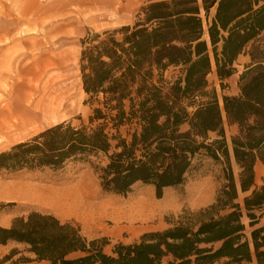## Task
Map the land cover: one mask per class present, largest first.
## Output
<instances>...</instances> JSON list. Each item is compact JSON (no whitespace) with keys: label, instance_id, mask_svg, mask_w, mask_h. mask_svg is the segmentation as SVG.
Here are the masks:
<instances>
[{"label":"trees","instance_id":"trees-1","mask_svg":"<svg viewBox=\"0 0 264 264\" xmlns=\"http://www.w3.org/2000/svg\"><path fill=\"white\" fill-rule=\"evenodd\" d=\"M243 54L251 64L239 93L226 94ZM80 63L84 92L101 106L90 118L98 125L51 127L0 154V171H61L99 158L104 193L126 195L142 184L161 198L211 161L222 166L223 184L212 205L111 253L106 238L89 240L80 226L44 211L0 226V245H23L48 264H264V178L255 182L257 161L264 166V0H146L134 26L85 39ZM170 67L181 68L174 80L162 75ZM213 68L221 100L207 80ZM224 117L237 126L234 162Z\"/></svg>","mask_w":264,"mask_h":264},{"label":"rangeland","instance_id":"rangeland-1","mask_svg":"<svg viewBox=\"0 0 264 264\" xmlns=\"http://www.w3.org/2000/svg\"><path fill=\"white\" fill-rule=\"evenodd\" d=\"M145 4L146 0H0V154L62 123L75 128L98 125V122L91 125L90 118L94 109L101 106L90 102L83 89L82 42L123 26H134ZM250 64L248 55L239 57L235 63L237 73L226 81V94L239 93L240 76ZM180 70L170 67L162 75L166 80H174ZM155 74L158 80V72ZM207 80L211 89L218 90L221 100L224 92L214 68ZM54 89L68 98L65 109L56 114L47 104ZM136 128L135 123L126 125L121 133L126 137ZM211 138L215 139L216 135ZM103 164L98 158L92 159V163H70L61 171H0V226L10 227L15 218L26 217L31 211L52 212L69 219L42 202L6 197L7 188L27 186L47 194L83 184L100 201L103 195L96 167ZM234 172L236 176L239 173L235 166ZM194 179L187 188L169 192L161 200L146 190H138L145 199L152 196L164 209L138 228L136 235L144 229H162L169 222H176L184 212H196L212 200L218 185L223 184L222 166L205 161ZM258 181L261 185L262 181ZM243 221L248 225L246 218ZM107 225L111 228L112 223ZM26 250L25 246L13 242L0 245V261L10 257L5 264H45L36 261ZM110 250L111 247L106 248L107 252Z\"/></svg>","mask_w":264,"mask_h":264},{"label":"bare ground","instance_id":"bare-ground-1","mask_svg":"<svg viewBox=\"0 0 264 264\" xmlns=\"http://www.w3.org/2000/svg\"><path fill=\"white\" fill-rule=\"evenodd\" d=\"M60 84L62 85V83ZM52 95L53 97L50 98L47 104L52 113L56 114L61 109H65V102L68 98L64 97L59 89H54ZM92 194L83 184L47 194L40 190H31L27 186L7 188L4 191L6 197L12 196L14 198V196H17L21 199L39 201L52 206L56 211L66 216L75 217L89 223L109 220L117 226L134 224L147 221L158 212V207L148 202L129 206H121L117 203L96 205L92 202Z\"/></svg>","mask_w":264,"mask_h":264},{"label":"crops","instance_id":"crops-1","mask_svg":"<svg viewBox=\"0 0 264 264\" xmlns=\"http://www.w3.org/2000/svg\"><path fill=\"white\" fill-rule=\"evenodd\" d=\"M232 77H230L228 79V81ZM237 94H238V92L234 93L232 95H237ZM223 119H224L225 135H226V139H227V142L229 145L230 156L232 158V161L234 162L232 148H231L230 143H231V138L237 133V126L236 125H229L227 123L225 117ZM211 135H215V134H211ZM263 177H264V166L260 161H257V163L255 165V182L258 186L260 185L258 179H260V181H262ZM194 180H196V179H190L184 185L179 186V187H169V188L164 189V193H163V196L161 198L157 197L156 190L153 186L142 185V184H135L132 187V191L126 195L104 193L101 189V186H100V191L103 195V197L101 198L100 201L95 200L94 193L92 191H90V193H93L92 194V196H93L92 202L95 203L96 205H103V204H108V203H117L118 205H121V206H129V205H136V204L141 203V202H148V203H151L154 206H157L159 208L158 209L159 211L151 219H149L147 221L140 222V223H134V224L129 223V224H124V225H120V226L115 225L113 222H111L109 220H104L101 222L97 221V223H92V222L89 223V222L77 219L75 217H69V216H66V217H69V219L65 220V219H62L60 216H58V214H55L52 212H50V213H52L54 216H56L62 222H72V223L80 226L82 235L85 236L89 240L106 238L108 240V242H110V244L108 246H106V248L111 247V250H112L113 245H115L117 243L133 244V243L138 242L140 240V238L146 233L161 231V230H164L168 227V225H166L162 229H156V230L144 229V230H141L136 235V230L138 228H142L143 226H145V224H147L150 220H152L157 215H159L164 209L155 203L152 196L147 198V199L142 197L140 195V193H141L140 191L146 190L149 193L153 194L156 200H158V199L161 200V199L165 198V196L169 192H172V191L180 189V188H187L191 183L194 182ZM219 188H220V185H218V187H217L215 197L212 200H210L209 202H207L206 204H204L203 206L199 207L198 210L206 208L215 202ZM138 190H140V191H138ZM55 212L59 213L58 211H55ZM59 214L63 215L61 213H59ZM63 216H65V215H63ZM108 222L112 223L111 228L108 227V225H107ZM1 227L9 228L7 226H1ZM106 248H105V251H106ZM111 250H110V252L106 251V253H111ZM165 262L163 264H165ZM40 263L48 264V262H46V261H42Z\"/></svg>","mask_w":264,"mask_h":264}]
</instances>
